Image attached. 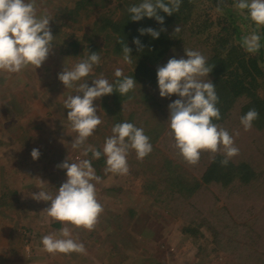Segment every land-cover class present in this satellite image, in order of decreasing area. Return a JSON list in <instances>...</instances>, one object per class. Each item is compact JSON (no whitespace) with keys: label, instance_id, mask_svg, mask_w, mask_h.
<instances>
[{"label":"rangeland","instance_id":"374dc122","mask_svg":"<svg viewBox=\"0 0 264 264\" xmlns=\"http://www.w3.org/2000/svg\"><path fill=\"white\" fill-rule=\"evenodd\" d=\"M36 5L38 16L47 13L53 19L52 52L36 70L29 66L19 73L0 71V264H264V130L252 124L245 131L238 111L231 119L234 146L239 149L230 159L239 168L232 186L212 183L191 200L179 199L194 203L189 208L177 202L185 215L168 210L177 199H169L167 205L162 199L160 204L144 192L151 171L138 166L129 152L127 175L106 174V166L100 174L95 170L101 177V182L93 183L103 212L94 230L53 221L42 212L50 202H37L31 193L43 190L55 196L67 180L66 170L57 165L67 158L69 163L89 159L90 153L82 154L87 145L103 153L104 144L97 142L105 138L95 131L84 146L72 148L77 133L67 119L64 100L73 93L58 79L71 61L61 53L58 10L73 3L36 0ZM208 6L199 3L197 13H206ZM209 11L217 20L216 10ZM158 147L161 155H177L172 139H164ZM34 148L40 152L36 160L31 156ZM181 160L182 167L202 175L205 166ZM199 218L209 224L191 234L196 228L188 224L193 219L200 224ZM65 226L75 241L83 243L86 254L43 250L42 237L59 236Z\"/></svg>","mask_w":264,"mask_h":264},{"label":"trees","instance_id":"16d2710c","mask_svg":"<svg viewBox=\"0 0 264 264\" xmlns=\"http://www.w3.org/2000/svg\"><path fill=\"white\" fill-rule=\"evenodd\" d=\"M73 6L59 8V20L61 21V47L62 55L69 58L71 66H74L88 58L91 52H98L101 57L100 64L94 66L93 72L85 77L92 86V79L99 78L101 74L110 83H115V69L123 70L125 76H130L137 82L133 91L127 95L119 92L103 96L94 101L97 106V114L103 123L96 131L102 139L112 135V127L117 123L129 122L137 128H142L145 135L150 137L152 152L142 161L137 159L134 149H129L132 158L138 166L148 168L150 178L144 184V192L158 203L167 205L169 199H177L170 203L168 210L178 216L180 213L177 205L193 199V195L200 193L207 185L219 184L221 188H230L233 184V176L236 170L233 159L224 166L223 151L214 155L202 151L199 163L205 166L202 175L192 173L182 167L183 158L176 148L175 154L161 155L163 152L158 147L164 139L168 138L175 146L174 136L169 126L168 105L176 99L162 98L159 95L157 69L166 65L171 58H187L184 49H190L202 54L209 67L213 71L209 77L201 79L207 82L209 79L215 85L219 97L217 107L221 118L213 120V123L231 133L232 116L238 111V116H244L250 109L259 113L258 119L252 124L258 131L264 130V26L257 25L248 16L247 9L241 11L234 7L237 0H182L180 9L169 16L162 10L158 14L164 17V24H159L155 18L144 17L140 21H132L128 9L133 5H139L143 0H71ZM165 3L168 0H164ZM199 3H206L208 10L204 14H198ZM219 5V8L217 7ZM216 10L218 19L212 20L209 10ZM179 26L180 32L174 33ZM153 28L161 31L158 39L150 35H140L138 29ZM256 32L260 36V49L256 53H249L242 46V38ZM138 38L143 45L142 50L133 43ZM124 41L132 49V64H126L123 60ZM76 95L75 87L70 89ZM82 96V93L80 94ZM123 105V110H122ZM234 112V114H232ZM243 127V125H242ZM244 129V127H243ZM98 140V143L104 144ZM234 139V138H233ZM97 148H101L100 145ZM101 151V149H97ZM102 153V151H101ZM92 166L100 174L102 167L106 166V158L102 154L100 159L90 158ZM137 159V160H136ZM129 164L132 162L129 161ZM184 198L186 201L179 199ZM178 202V203H177ZM174 204V205H173ZM188 205V206H189ZM193 207V206H192ZM190 208V206H189ZM180 213V214H179ZM187 214L188 212L185 211ZM185 215V214H184ZM194 216H199L197 213ZM193 216V217H194ZM198 218V217H194ZM190 221L191 234H199L203 223H208L206 218ZM188 223V222H187ZM209 224V223H208ZM196 236V235H195Z\"/></svg>","mask_w":264,"mask_h":264},{"label":"clouds","instance_id":"9594fccd","mask_svg":"<svg viewBox=\"0 0 264 264\" xmlns=\"http://www.w3.org/2000/svg\"><path fill=\"white\" fill-rule=\"evenodd\" d=\"M181 2L182 0H168L167 3L164 0H143L139 5L131 6L128 11L132 21L148 17L155 18L163 25L164 17L158 14V10L171 16L179 11ZM217 7L219 8V5ZM234 7L240 10L241 14L247 9L248 16L257 27L264 26V0H237ZM37 13L36 0H0V71L19 73L29 66L36 70L47 60L53 50L55 37L49 26L53 19L47 13L40 16ZM180 30L177 26L173 34ZM138 31L140 35L148 34L153 39H158L160 32L166 29L157 31L149 27ZM120 42L123 44L124 62L132 64V49L124 41ZM133 43L138 46V50L144 47L138 38H134ZM242 46L249 53L258 52L260 36L256 32L244 36ZM184 51L186 59L171 58L166 65L157 69L160 97L171 98L174 94L179 97L168 105V121L175 147L189 165L199 163L202 151L210 152L213 158L216 153L223 151L226 158L221 163L226 166L231 157L239 154V149L234 146V139L229 132L213 123L214 119L221 118L220 110L216 106L219 97L211 80L205 82L201 78L209 77L214 66L209 67L206 58L199 52L190 49ZM100 61L98 52H91L86 60L77 63L71 70L64 67L58 74V79L63 85L69 89L75 87L77 93L64 100V108L68 109L67 119L71 123L72 131L77 133L72 141L73 149L84 146L97 127L103 123L97 114L94 101L117 91L120 95H127L137 84L133 77L125 76L123 70L117 68L114 75L122 79H117L115 83H110L101 74L99 78L92 79V86L88 85L87 80L77 86V82L88 77ZM258 117L259 113L254 108L241 117L245 131L252 128V122ZM111 131L112 135L105 140L103 153L92 145H87L83 147L82 154L87 156L91 153L92 159H100L103 154L106 157V174L127 175L129 149H134L137 159L142 161L153 150L150 137L145 135L142 128H137L129 122L117 123ZM31 156L33 160L38 159L39 150L34 148ZM68 161L67 158L65 162L57 165L58 168L66 170L67 180L58 188L55 196L40 190L39 193H31V197L37 202H50L42 212H46L53 221L92 231L103 212L93 183L101 182V177L96 175L89 159L71 163ZM44 183L40 180L41 185ZM42 245L43 250L49 254H86L83 243L72 238L67 226L60 229L59 236H43Z\"/></svg>","mask_w":264,"mask_h":264}]
</instances>
